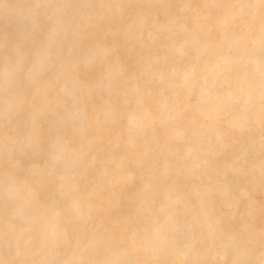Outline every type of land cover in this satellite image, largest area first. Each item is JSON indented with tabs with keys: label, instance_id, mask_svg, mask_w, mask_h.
Segmentation results:
<instances>
[{
	"label": "rangeland",
	"instance_id": "obj_1",
	"mask_svg": "<svg viewBox=\"0 0 264 264\" xmlns=\"http://www.w3.org/2000/svg\"><path fill=\"white\" fill-rule=\"evenodd\" d=\"M96 1L0 0V264H183L178 254L160 261L129 239L136 210L145 236L166 203L178 243L192 233L204 247L202 264H230L214 254L236 233L263 264L264 189L254 185L259 164L264 185V74L253 63L264 61V47L255 44L264 40V0H108L121 7L110 20ZM33 10L34 19L23 18ZM59 17L63 24L49 44ZM190 34L195 45L185 48ZM176 43L184 50L178 71ZM216 64L219 71L199 77L188 99L186 86H170L186 68ZM235 95L238 102L228 100ZM252 100L258 127L250 125L245 136L228 129L231 114H242ZM218 104L224 108L214 117ZM206 123L209 136L223 130L226 149L204 139ZM243 142L255 145L240 158ZM227 164L240 172L223 176ZM221 184L245 187L249 196L230 198ZM133 196L142 197L138 208ZM182 196L180 206L174 199ZM206 214L212 233L201 222ZM130 215L134 222L126 223ZM80 233L83 255L74 244Z\"/></svg>",
	"mask_w": 264,
	"mask_h": 264
},
{
	"label": "bare ground",
	"instance_id": "obj_2",
	"mask_svg": "<svg viewBox=\"0 0 264 264\" xmlns=\"http://www.w3.org/2000/svg\"><path fill=\"white\" fill-rule=\"evenodd\" d=\"M98 2L100 5L106 7V9H108V16L106 17L107 20H110L112 17L117 16L119 14H121L120 10L121 7L119 6H114V8L111 7L110 3H108V0H98L96 1ZM257 2H260L259 0H257ZM262 2V1H261ZM3 5V4H2ZM85 6L88 5H92L91 3H86L84 4ZM243 4L239 6L238 10L239 12H242L243 10ZM4 9V5L2 6ZM23 18H28V19H34L35 18V11H29L27 13H25L24 15H22ZM174 21H178L181 19L178 18H173ZM64 20V18L59 17L57 19V21L52 24L51 27V33H55L56 31L58 32L61 29V26L63 23H61ZM32 29L35 30V28L37 29V25L36 23H33L31 25ZM39 28V27H38ZM69 30H71L72 34H78L75 30H73L72 28H68ZM251 29V23L250 22H246L245 23V29L244 30H250ZM50 35V38L48 40L49 44H53L52 40L57 36H54V34ZM125 33H127V31H125ZM152 37L154 38V34H152ZM80 37H78L77 35V43L80 40ZM176 42V41H175ZM183 46L185 48L187 47H194L195 45V40H194V36L192 34L185 36L183 39ZM256 46L258 48L264 47V40L263 41H256ZM177 46H175L176 48V55H174V59H173V67L177 69L179 68L180 65V60L183 58V54H184V50H183V46H181L179 43L177 44ZM103 48V47H102ZM169 48V47H168ZM104 49V48H103ZM80 52V50H79ZM78 52V53H79ZM104 55V54H103ZM48 58L47 57H42V62L46 61ZM68 63V61H66ZM94 62V59L92 57L87 56V60L86 63L88 65H92ZM185 72H182V75L180 76L179 79H177L175 82L170 81V86L171 87H177L179 85H184L186 86V94H185V98L188 99V95L194 90V87L196 86V82L198 81L199 77L204 76L203 80H208L213 76L217 71H219V67L218 64L215 65V67L212 68H207V69H202V68H193V69H188ZM253 69L256 73L258 74H264V61L262 60H255L253 63ZM61 69H59L58 72H60ZM205 71V73H203ZM176 72V71H175ZM9 74V73H8ZM76 74V73H75ZM10 76V75H9ZM9 78L8 80H12L11 77H7ZM225 78H227V80L230 79V75L226 74ZM26 79L28 80L27 82L32 84L33 82V78L32 75H27ZM34 84V83H33ZM35 86H37V83L35 82ZM137 86V85H136ZM138 87V86H137ZM66 88V87H65ZM240 89L244 88V83H242L239 87ZM44 95L46 94V92H43ZM68 93H70V91H68ZM198 94V93H197ZM209 92H207L206 95H208ZM236 96V97H235ZM235 96H230L228 98L234 101H239L237 95ZM188 101V100H186ZM203 102L202 97L199 95L196 99V103L197 104H201ZM257 103L256 100H252L249 103V109L244 110V112L242 114H231L230 117V122L227 125L228 129H231V127L237 128L240 130V134L245 136L247 132H250V130H247L250 125L252 126H257L260 120V116L259 113L254 115L253 110H252V106L255 105ZM186 105L188 106L187 102ZM225 106V105H224ZM198 107V106H197ZM224 108L223 106H221V104H218V107H216V110H219L218 113L214 114V117H218L219 116V112L222 108ZM163 107L160 108V110H162ZM220 108V109H219ZM58 108H55V110H57ZM179 115L177 114L176 117H178ZM206 120L209 119V116L206 115L205 117ZM258 127V126H257ZM212 131V129L210 128V126L208 125V123H206L203 126L202 134L204 135V139H207V141H212L213 139L216 140H220L221 143L219 144L220 147H222L223 149H226V140L224 138V133L223 130L217 129L213 132L212 136L207 135L209 133V131ZM28 133L30 134V132L28 131ZM209 139V140H208ZM205 141V143L207 142ZM1 144L5 147L7 145H5L4 141H1ZM213 144V143H212ZM209 143H206L204 146H208L209 147ZM254 143L250 142V143H244L242 144V148L240 150V158L243 157V155H247L248 152L250 151V149L254 148ZM133 147V145H129L127 147V150H130V148ZM211 149V148H210ZM189 158H192V153H190L188 151V155ZM107 161H110L109 159ZM165 165V164H164ZM164 165H162L164 167ZM208 168L212 171H214V163L211 160L208 163ZM256 170L258 171V176L259 179L258 181L255 183L254 188H260V186L264 189V185H262L261 183V178L263 176L262 174V165H256L255 166ZM239 170V169H238ZM237 170V167L227 164L225 166L224 169V173L223 176H225L228 173H239L240 171ZM107 171L113 176V182H116V180L114 179V169H109V167H107ZM167 169L165 167L164 170H162V172H166ZM197 171V170H195ZM238 171V172H237ZM192 174V171H191ZM72 175V174H71ZM70 175V176H71ZM226 177V176H225ZM68 177H64V179H67ZM71 180L70 178L68 179V181ZM153 179H151L150 181H148L145 185L146 191L150 192L153 188ZM46 182L45 179H43V177H40V183H44ZM76 182V181H74ZM68 183V182H67ZM220 190H222V192H224L227 196H229L230 198L234 197L235 195H239L242 198H248L249 196V191H247V188L245 187H234V185H229V184H221V186H219ZM261 189V188H260ZM142 197H137V196H133V203L135 202V208H138V201H140ZM173 200V199H172ZM186 198L184 196L182 197H177L174 199V202H176L178 205L183 206L184 202ZM250 205V202H248ZM150 204H152L150 202ZM133 205V206H134ZM172 204L170 203H166L164 206H161V210H162V215L159 216V218H156V222L154 224V227L150 228V233L148 235L143 236L141 234L142 229L141 226L139 225L140 222V211L136 210V215L133 214V217L136 218L135 220V225L133 227V230L130 233V240H137V242H139L140 247H143L144 249H146V251H152V253L155 254L156 258H158L160 261H163L165 256L168 254H178L181 258V262H183V264H202L205 261V256H204V247L202 245L198 244L197 239H195V237H193L190 233V238L189 240L185 243V244H180L178 243L177 238L175 237L174 234H178V224L176 223V221L174 220V218L172 216L169 215V212L167 211L168 208L171 209ZM251 207L252 204L250 205ZM152 207V206H151ZM150 208V207H149ZM153 208V207H152ZM150 208V210L152 209ZM152 211V210H151ZM128 212V211H126ZM165 214L169 215L168 217V221H166V219H164ZM125 221L126 223H128L129 221H133V218L130 215L129 216H125ZM201 222L203 223L202 225L205 226V230L208 233H212V224L210 221V218L208 217V215H204L203 218L201 219ZM57 225V224H56ZM56 225H52V228L54 230H52L54 233L58 232L59 229L56 227ZM164 225H167V228H164ZM162 227V228H161ZM188 227V232H192L193 231V223L187 224ZM125 227L122 226V229H124ZM246 226L243 227V232L246 230ZM251 232H249V236L248 239L246 238L247 243L249 244L250 241H254V227L251 228ZM169 230V231H168ZM56 231V232H55ZM201 233V235L203 236V232L200 230L199 231ZM143 237H142V236ZM85 238V235L83 233H80L78 237H76V241L74 242L75 247H79L78 251H79V255H83L80 254L81 249L85 248L86 243H83V240ZM202 241L204 239V237L201 238ZM200 239V240H201ZM249 240V241H248ZM68 243V242H67ZM250 245V244H249ZM127 249V248H126ZM125 249V250H126ZM126 252V251H125ZM80 257V256H79ZM78 257V258H79ZM214 257H218L220 258L222 261H230V264H257V262L255 261V257L253 255V252L249 250V248L243 243V241L241 240L239 234H234L232 235L228 241H226L223 245H221L218 250L215 252ZM25 258H27V256H25ZM77 262H79L78 260H74L71 262H67L66 264H76ZM94 264H99L98 261L93 260ZM107 264H111V263H107ZM264 264V263H263Z\"/></svg>",
	"mask_w": 264,
	"mask_h": 264
}]
</instances>
